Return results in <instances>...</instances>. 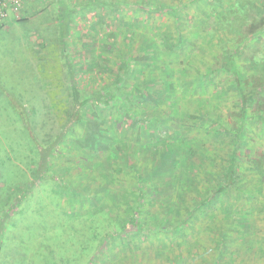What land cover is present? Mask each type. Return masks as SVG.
<instances>
[{"label":"rangeland","instance_id":"rangeland-1","mask_svg":"<svg viewBox=\"0 0 264 264\" xmlns=\"http://www.w3.org/2000/svg\"><path fill=\"white\" fill-rule=\"evenodd\" d=\"M145 1L173 8L190 0ZM209 3L199 0L181 9L183 13L167 12L170 24L165 21L158 30L148 27L152 36L146 39L142 20L153 24L158 15L145 22L147 15L136 9L116 14L113 29L135 28L130 49L122 37L110 47L97 15L79 10L67 23L63 42L68 41V48L62 49L59 30L64 27L54 16L56 6L40 0H27L25 22L9 19L0 26V264H126L135 258L139 264H264V215L259 212L247 219L254 225H243V231L237 227V216L226 215L221 205L209 210L189 208L187 203L179 207L171 190L147 194L143 200L137 190V168L148 167V156L156 159L151 143L164 151L157 160L171 162V157L183 156L177 124L172 121L158 131V120L167 113L177 121L175 112L185 108L201 111L196 97H185L184 84L178 91L184 100L172 101L171 108L158 106L159 99L170 102L171 97L156 89L173 91L181 78L173 67H163L159 56L164 49H177L173 37L179 33L171 18L181 17L179 31L210 49L208 60L219 56L218 44L225 34L220 37L223 32L213 28L208 36L201 32L207 27L203 21ZM166 30L168 35L163 34ZM152 37L160 49H153L147 65L134 67L111 104L98 102L94 94L114 79L113 61L141 56ZM94 60L100 65L88 66ZM217 82L220 96H203L202 111H214L224 121L233 119L236 94L225 75ZM139 89L145 95L139 96ZM78 96L89 102L77 110ZM128 96L133 99L126 100ZM125 105L145 123L143 135L135 134L140 130L126 121L120 129L114 125L113 120L127 118L118 108ZM90 121L100 123L104 133L90 129ZM97 140L102 146L111 142L109 149L98 150L102 147L94 145ZM126 141L140 154H130ZM164 173L157 185L172 181L169 171ZM196 198L189 195L194 204L199 202Z\"/></svg>","mask_w":264,"mask_h":264},{"label":"trees","instance_id":"trees-1","mask_svg":"<svg viewBox=\"0 0 264 264\" xmlns=\"http://www.w3.org/2000/svg\"><path fill=\"white\" fill-rule=\"evenodd\" d=\"M40 1L47 3L46 6H56V10L53 7L54 16L58 19L59 25L64 27L59 30L60 41L63 45L62 49L67 51L66 42L68 41L63 42L66 39L65 33L68 31L67 23L71 21L72 15L78 10L97 15L99 24L102 25L101 32L105 33L110 47H115L116 40L122 37L128 41L126 45L127 49H130L133 45L132 38L135 36V28L130 25L128 30L113 29V25L117 23L116 14L126 9H136L137 12L147 15L145 22H148L147 20L153 15H158L161 24H157L156 21L159 20H156L153 24H150V21V25L146 23L144 25L142 20L143 31L141 33L147 36L144 38L146 39L152 36L148 33L150 29H161L167 23L165 21H169L170 24L167 12L183 13L181 9L188 10L193 3L199 0H190L188 3L181 2V5H175L173 8L164 4L157 6L154 2L148 3L145 0H77L78 3L74 4L75 7L72 6V3L76 0ZM207 1L210 3L206 7L203 21L207 27L201 32L208 36L213 28L214 32H223L220 37L225 34L224 38L219 41L221 43L218 44L219 56L212 55L211 57L216 58H211L213 61L208 60L210 49H206L204 43L195 40L194 37L183 35L179 31L181 17L175 16L171 20L179 33L178 37H173L177 49H173L170 53L165 52L164 49L159 56L162 55L160 62L164 65L163 67L171 66L181 75L179 86L173 91L168 87H164L163 90L155 88L160 94L167 93V96L171 97L170 102L159 99L158 106L162 104L171 108L172 101L184 100V97L182 98V95L178 94V91L182 92L180 89L183 90L184 84V87L187 88L185 97L187 95L196 97V103L201 111H190L185 108L175 112L174 117L177 121L173 120V114L167 113L161 120H158L160 124L156 130L158 128L165 129L172 121L177 124L175 125L177 126L176 139L180 140L178 143L183 156L179 159L171 157L169 159L171 162L163 158L157 160L164 151L162 152V148L156 146V143H151L152 147L156 148V159L148 156V167L144 171L140 167L137 168L139 182L137 190L140 200L145 199L146 195L150 193L159 194L171 190L174 192V204L181 203L179 207L186 206L187 203L189 208L194 205L196 208L202 207L209 210L221 205L220 208L226 215L237 216V218L235 217L237 227L246 231L244 229L246 226L243 225H254V221L251 219L246 223L248 218L255 212H259L261 217L264 215V0ZM23 2L25 8L27 0H23ZM23 14H26L25 11ZM184 16L189 18L190 15L185 11ZM22 20L25 22L23 18L17 21L21 22ZM107 22L109 24H104ZM95 31L94 28V34ZM169 33L168 30L163 32L166 35ZM153 49L158 51L160 44H155L152 37L146 41L143 49L145 51L142 50L141 56L134 54L128 56L126 60L113 61L114 70L111 74H114V79L111 81L115 85L112 83L105 85L102 91L94 94V98H98V102H102L104 106L111 104L123 91L117 87L124 86L123 83L134 72V67L138 63L147 65L151 59L149 56L154 55L152 54ZM93 65L99 66L100 64L95 60L88 63L90 67ZM141 67L144 69V66L141 65ZM184 69L186 71L183 74ZM187 75L193 78L190 82L186 79ZM223 75L229 79V88L236 94V108H238L237 112L235 110V115L233 114L235 118L228 119L229 115L226 121L222 116H216L214 111L203 112L204 103L200 102V99L207 94L215 95L212 97L220 96L219 92L217 93V79ZM165 84L167 82H163L162 85ZM143 90L139 89V96L140 93L145 95L146 91ZM79 96L77 97V110L83 108L86 105L85 102H89L88 100L82 101ZM130 99L133 98L131 96L126 98V100ZM118 108L128 119L123 116L121 120H113L114 125L120 129L122 121H126L129 126L140 130L135 134L143 135L144 132L141 130L147 127L141 118L133 115L126 105ZM189 108L192 107L189 106ZM76 111L73 112L74 115L78 114ZM94 115L98 116V113L94 112ZM89 126L96 132L104 133L101 130V124L96 121H90ZM104 131L107 132V135L111 132L106 128ZM137 139L141 140L140 137ZM110 144L111 142L102 146L101 141L97 140L94 145L102 147L98 150H108ZM124 146H127V149L131 151L130 154H140L127 141ZM225 149L227 152L224 154ZM164 170L169 171L173 179L171 182L157 185V178L165 175ZM157 187L159 188L157 189ZM189 195H196V199L199 198L196 201L199 202L194 204L193 200L189 199Z\"/></svg>","mask_w":264,"mask_h":264},{"label":"built area","instance_id":"built-area-1","mask_svg":"<svg viewBox=\"0 0 264 264\" xmlns=\"http://www.w3.org/2000/svg\"><path fill=\"white\" fill-rule=\"evenodd\" d=\"M24 13L23 0H0V26L9 19H22Z\"/></svg>","mask_w":264,"mask_h":264},{"label":"crops","instance_id":"crops-1","mask_svg":"<svg viewBox=\"0 0 264 264\" xmlns=\"http://www.w3.org/2000/svg\"><path fill=\"white\" fill-rule=\"evenodd\" d=\"M23 22V20L21 21V23ZM134 256V255H133ZM135 256H136V254H135ZM126 264H139L138 263V259L137 258H135V260L132 262V261H130V260H128V262H126Z\"/></svg>","mask_w":264,"mask_h":264}]
</instances>
